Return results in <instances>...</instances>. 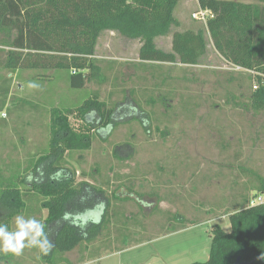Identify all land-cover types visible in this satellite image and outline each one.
Wrapping results in <instances>:
<instances>
[{
	"label": "rangeland",
	"instance_id": "374dc122",
	"mask_svg": "<svg viewBox=\"0 0 264 264\" xmlns=\"http://www.w3.org/2000/svg\"><path fill=\"white\" fill-rule=\"evenodd\" d=\"M197 11V0H180L173 12L178 25L155 39L157 48L171 51L173 31L204 29L203 21L192 18ZM205 39L207 51L197 66L141 64L138 41L105 31L94 56L103 79L88 82L82 89H72L63 70L0 69V191L17 173L26 175L29 165L48 149L53 109L78 107L94 94L108 107L127 104L118 106L116 120L123 123L113 134L104 140L95 136L89 150L66 154L63 165L75 171V183L101 187L110 203L111 192L125 199L120 221L131 229L128 238L116 241L117 233L109 225L94 242H82L62 256L55 255L52 264L205 262L212 228L218 225L230 232L224 213L235 210L233 202L238 203L241 195L249 200L258 197L257 190L249 187H254L255 176L264 178V112L248 109V89L239 88L242 71L234 70L214 51L207 34ZM29 82L40 87L29 88ZM132 99L145 111L144 107L152 108L157 120L136 115L134 109L131 112ZM148 101L155 105L149 106ZM162 105L171 108L165 115L160 114ZM68 123L74 130L84 129L77 117ZM30 206L26 212L32 217L35 207ZM176 213L195 220L197 227L116 251L119 244L131 246L162 234L165 217ZM14 218L10 230L15 228ZM14 257L17 264H44L34 247ZM0 264L15 263L4 259Z\"/></svg>",
	"mask_w": 264,
	"mask_h": 264
},
{
	"label": "trees",
	"instance_id": "16d2710c",
	"mask_svg": "<svg viewBox=\"0 0 264 264\" xmlns=\"http://www.w3.org/2000/svg\"><path fill=\"white\" fill-rule=\"evenodd\" d=\"M179 1L0 0V69L63 70L69 74V86L82 89L88 82L103 79L94 56L97 41L105 31L138 41L141 64L185 67L199 65L207 51V34L214 51L227 64L243 70L239 72L243 77L239 88L248 89V109L264 112V0H197L199 9L210 12L204 29L173 31L171 51L165 52L157 48L155 39L168 35L170 28L178 25L173 12ZM255 84L257 89L253 90ZM131 102L135 106L131 109L128 103L131 112L134 109L136 115L141 113L157 120L152 108L149 114L147 107L145 111L134 99ZM122 103L108 107L94 94L78 107L53 109L48 149L29 165L26 175L24 171L17 173V178L0 191V221L9 230L16 214L27 218L26 208L35 207L32 217L44 224L53 245L47 256L40 253L44 264H52L55 255L62 256L82 242H94L109 225L117 233L116 241L121 239L123 243L128 238L131 229L120 221L125 199L111 192L110 203L101 187L75 183V171L63 165L66 154L89 150L95 136L106 139L113 134L115 127L123 123L122 119L116 120L118 106L127 105L126 101ZM148 104L155 105L154 101ZM167 108L171 109L166 105L160 114L165 115ZM71 117L83 122L84 129H72L68 123ZM255 179L254 187L249 188L264 196V178ZM105 184H110L109 179ZM239 199L238 203L233 202L234 211L224 213L228 215L230 232L215 225L207 260L191 264H235L237 259L240 264H264V203L249 206L248 197L241 195ZM165 220L167 225L160 226L162 234L131 246L197 225L195 220H186L178 213ZM122 245L125 244H119L116 251L131 247ZM4 259L17 264L12 254L0 253V261Z\"/></svg>",
	"mask_w": 264,
	"mask_h": 264
},
{
	"label": "clouds",
	"instance_id": "9594fccd",
	"mask_svg": "<svg viewBox=\"0 0 264 264\" xmlns=\"http://www.w3.org/2000/svg\"><path fill=\"white\" fill-rule=\"evenodd\" d=\"M29 88L37 89L40 85L29 82ZM15 228L9 230L7 224L0 223V253L20 256L25 248H37L40 253L47 256L52 250V243L45 233V226L34 217H25L16 214Z\"/></svg>",
	"mask_w": 264,
	"mask_h": 264
},
{
	"label": "built area",
	"instance_id": "2783aa9c",
	"mask_svg": "<svg viewBox=\"0 0 264 264\" xmlns=\"http://www.w3.org/2000/svg\"><path fill=\"white\" fill-rule=\"evenodd\" d=\"M210 12L206 11V10H201L199 9V11L193 13L192 18L196 21H203L204 23L206 22L207 17H209ZM229 65V64H228ZM231 66V65H230ZM232 68L236 71H243L241 68L239 67H233ZM253 90L257 89V85H253L252 87ZM264 203V196L261 194H258L257 198H251L249 200V206H258Z\"/></svg>",
	"mask_w": 264,
	"mask_h": 264
},
{
	"label": "crops",
	"instance_id": "0c3cea01",
	"mask_svg": "<svg viewBox=\"0 0 264 264\" xmlns=\"http://www.w3.org/2000/svg\"><path fill=\"white\" fill-rule=\"evenodd\" d=\"M195 227H197V225H195V226H191V227H189V228H186V229H183V230H178V231H176V232H174V233H171V234H168V235H165V236H163V237H161L160 239H162V238H166V237H171V236H175V235H179V234H183V233H187V232H189V231H191L192 229H194ZM157 240V239H156ZM155 240H151V241H148V242H145V244L146 243H153ZM144 243V242H143ZM142 243V244H143ZM141 244V245H142ZM140 245V246H141ZM135 247H139V246H131V247H129V248H127L126 250H129V249H133V248H135ZM126 250H123V251H126ZM123 251H119L118 253H121V252H123ZM192 263V262H191ZM190 263V264H191Z\"/></svg>",
	"mask_w": 264,
	"mask_h": 264
},
{
	"label": "water",
	"instance_id": "95a60500",
	"mask_svg": "<svg viewBox=\"0 0 264 264\" xmlns=\"http://www.w3.org/2000/svg\"><path fill=\"white\" fill-rule=\"evenodd\" d=\"M259 260H261V259H259ZM235 264H240V260L237 259V261L235 262Z\"/></svg>",
	"mask_w": 264,
	"mask_h": 264
}]
</instances>
